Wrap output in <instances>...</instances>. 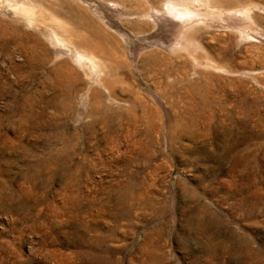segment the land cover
I'll return each instance as SVG.
<instances>
[{"label":"rangeland","instance_id":"374dc122","mask_svg":"<svg viewBox=\"0 0 264 264\" xmlns=\"http://www.w3.org/2000/svg\"><path fill=\"white\" fill-rule=\"evenodd\" d=\"M0 264H264V0H0Z\"/></svg>","mask_w":264,"mask_h":264},{"label":"bare ground","instance_id":"6f19581e","mask_svg":"<svg viewBox=\"0 0 264 264\" xmlns=\"http://www.w3.org/2000/svg\"><path fill=\"white\" fill-rule=\"evenodd\" d=\"M24 8H25V7H24ZM27 9H29L28 6H27ZM31 20H33V19H31ZM33 21H34V20H33ZM53 32H54V31H53ZM51 33H52V32H51ZM52 35H53V34H52ZM52 35L50 34V36H52ZM57 36H58V35H57ZM53 37H54V36H52V39H53ZM55 37H56V36H55ZM59 38H61V37H59ZM55 39H56V38H55ZM37 40H38V39H37ZM59 40H60V39H59ZM62 40H65V39H62ZM38 41H39V40H38ZM54 41H55V40H54ZM60 41H61V40H60ZM77 41H78V40H77ZM77 41H76V42H77ZM82 42L84 43V41H82ZM82 42H80V43H82ZM61 43H62V42H61ZM74 43H75V42H74ZM85 43H86V42H85ZM69 44H70V43H69ZM69 44H68V45H69ZM75 44H76V43H75ZM78 44H79V43H78ZM88 44H89V43H88ZM70 45H71V44H70ZM66 46H67V45H66ZM77 46L79 47V45H77ZM81 46H82L81 48H82V52H83V45H81ZM84 46H85V45H84ZM87 46H88V45H87ZM85 47H86V46H85ZM88 47H89V46H88ZM67 48H68V47H67ZM75 48H76V47H75ZM89 48H90V47H89ZM78 49H80V47H79ZM85 49H86V48H85ZM74 51H75V50H74ZM76 51H77V50H76ZM80 51H81V50H80ZM80 51H79V52H80ZM85 51H86V50H85ZM49 52H50V51H49ZM77 52H78V51H77ZM79 52L77 53V55H78V56H77V57H78L77 59H79L80 61L89 60V58H90V55H89V54H88V55H89V58H88V57H87V54L84 55V54H82L81 52H80V53H79ZM90 52H92V51H90ZM46 53L48 54V52H46ZM87 53H88V52H87ZM74 54H75V52H74ZM45 56H46V55H45ZM93 57H94V55L92 56V58H93ZM41 58H42V57H41ZM43 58H44V57H43ZM43 58H42V59H43ZM92 58H91V59H92ZM94 59H95V57H94ZM94 59H93V61H94ZM38 60H40V59H38ZM44 60H45V59H44ZM41 61H42V60H41ZM45 61H46V60H45ZM91 61H92V60H91ZM42 62H43V61H42ZM62 62H63V61H62ZM59 63H61V61H60ZM82 63H83V62H82ZM95 63H96V62H95ZM86 64H87V62H86ZM92 64H93V63H92ZM59 65H60V64H59ZM59 65H58V66H59ZM66 65H67V64H66ZM66 65H65V66H66ZM81 65H82V64H81ZM84 65H85V63H84ZM98 65H99V64H98ZM98 65H96V66H98ZM58 66H56V67H58ZM63 66H64V65H63ZM96 66H95V67H96ZM53 68H54V67H53ZM53 68H52V70H53ZM67 68H68V67H67ZM70 68H71V67H70ZM70 68H69V70H70ZM96 68H97V67H96ZM55 69H56V68H55ZM55 69H54V70H55ZM60 69H62V67H61ZM60 69H59V71H60ZM65 69H66V67H65ZM71 69H73V68H71ZM91 69H92V68H91ZM97 69H98V68H97ZM98 70H99V69H98ZM98 70H97V72H98ZM64 71H65V70H64ZM64 71H63V73H64ZM54 72H55V71H54ZM56 72L58 73V71H56ZM65 72H66V71H65ZM67 72H68V71H67ZM69 72H72V74H73V71H72V70L69 71ZM92 72H93V71H92ZM52 73H53V72H52ZM59 73H60V72H59ZM55 74H56V73H55ZM64 74H65V73H64ZM76 74H77V71H76ZM66 75L68 76V75H70V74L67 73V74H65L64 76H66ZM74 75H75V73H74ZM62 76H63V74H62ZM77 76H78V75H77ZM56 77H57V74H56ZM60 77H61V76H60ZM70 77H71V75H70ZM74 77H76V76H74ZM74 77H71V78H74ZM78 77H80V75H79ZM55 79H56V78H55ZM75 79H77V78H74V80H75ZM57 80H58V79H57ZM79 80H80V79H79ZM62 81H63V80H62ZM76 81H78V80H76ZM80 81H81V80H80ZM80 81H79V82H80ZM65 82H66V81H65ZM68 82H69V81H68ZM68 82H67V83H68ZM57 83H58V82H57ZM59 83H60V82H59ZM80 83H83V82H80ZM62 84H63V83H62ZM71 84H72V83H71ZM71 84L68 83V85H71ZM77 84H78V83H77ZM58 85H59V84H58ZM58 85L56 84L57 88H60V87H58ZM99 85H100V84H99ZM64 86H65V85H64ZM71 86H72V85H71ZM71 86H70V87H71ZM79 87H80V86H79ZM65 88H66V87H65ZM65 88H64V89H65ZM72 88H73V87H72ZM93 88H94V87H93ZM93 88H92V89H93ZM97 88H98V87H97ZM54 89H55V88H54ZM54 89H53V90H54ZM62 89H63V88H62ZM69 89H70V88H69ZM75 89H76V88H75ZM94 89H95V88H94ZM56 90H57V89H56ZM56 90H55V91H56ZM59 90H60V92L62 93V90H61V89H59ZM65 90H67V89H65ZM72 90H73V89H72ZM79 90H80V89H79ZM57 91H58V90H57ZM70 91H71V90H70ZM70 91H69V92H70ZM94 91H95V90H94ZM94 91H93V92H94ZM65 92H66V91H65ZM69 92H66V93H69ZM73 92H74V91H73ZM76 92H78V91H76ZM97 92H98V91H97ZM97 92H96V93H97ZM57 93H59V92H57ZM63 93H64V92H63ZM76 94H77V93H76ZM91 94H93V93H91ZM97 94H98V93H97ZM56 95L59 96V94H56ZM63 95H64V94H63ZM94 95H95V94H94ZM61 96H62V94H61ZM61 96H60V97H61ZM67 96H68V94H67ZM92 96H93V95H92ZM64 97H66V96H64ZM94 97H95V96H94ZM62 98H63V97H62ZM72 98H73V97H72ZM72 98H71V99H72ZM92 98H93V97H92ZM95 98H96V97H95ZM64 99H65V98H64ZM57 100H58V98H57V99L55 98V101H57ZM73 100H74V99H73ZM60 101H61V100H60ZM64 101H66V100H64ZM64 101H63L62 103H64ZM67 101H68V100H67ZM94 101H95V100H94ZM98 101H99V100H97V102H98ZM57 103H58V101H57ZM98 103H99V102H98ZM54 104H56V103H54ZM92 104H93V103H92ZM92 104H91V105H92ZM94 104H95V106H96V102H95ZM68 105H69V104H68ZM70 105H71V104H70ZM74 105H75V104H74ZM74 105H72L71 107H73ZM97 105H98V107H99V104H97ZM59 106H62V105H59ZM64 106H65V104H64ZM64 106H63V107H64ZM63 107H62V108H63ZM71 107H70V109L72 110ZM91 107H92V106H91ZM98 107H97V111H98L99 108H101V107H99V108H98ZM33 108H34V107H33ZM56 108H57V107H56ZM59 108H60V107H59ZM74 108H75V107H74ZM93 108H94V107H93ZM93 108H91V109H93ZM65 109H66V108H65ZM67 109H68V108H67ZM92 112H94V111H92ZM34 113H36V112H34ZM94 113H97V112H94ZM31 114H32V113H31ZM97 114H98V113H97ZM32 116H33V114H32ZM93 116H94V114H93ZM22 117H23V116H22ZM25 117H27V115H26ZM25 117H24V118H25ZM33 118H35V117H33ZM93 118H94V120H95V119H96V115H95ZM107 119H109V118H107ZM21 120H22V118H21ZM25 120H28V119H25ZM25 120H24V121H25ZM109 120H110V119H109ZM22 121H23V120H22ZM29 121H30V120H29ZM45 121H46V120H45ZM67 121H68V120H67ZM104 121H105V120H104ZM25 122H26V121H25ZM39 122H40V121H38V122H36V123L40 124ZM43 122H44V120H43ZM48 122H50V121H48ZM52 122H53V121H52ZM21 123H23V122H21ZM50 123H51V122H50ZM42 124H43V123H42ZM46 124H47V122H46ZM22 125H23V124H22ZM47 125H48V124H47ZM36 126H37V125H36ZM65 127H66V126H65ZM113 127H114V126H113ZM117 128H118V127H117ZM92 129H93V128H92ZM92 129H91V130H92ZM153 129H154V128H153ZM153 129H152V130H153ZM89 130H90V129H89ZM109 130H110V129H109ZM113 130H114V129H113ZM93 131H94V129H93ZM117 131H118V130H117ZM117 131H115V133H116ZM109 132H110V131H109ZM112 132H113V131H112ZM93 133H95V132H93ZM113 133H114V132H113ZM59 138H60V137H59ZM59 138H58V139H59ZM63 141H64V140H63ZM55 142H56V141H55ZM67 142H69V141H67ZM56 143H57V142H56ZM135 145H136V144H135ZM53 146H54V145H53ZM63 146H65V145H63ZM68 146H69V144H68ZM68 146H66V147H68ZM55 147H56V146H55ZM49 148H50V147H49ZM53 148H54V147H53ZM61 149H62V148H61ZM54 150H55V148H54ZM62 150H63V149H62ZM67 150H68V149H66L65 151H67ZM71 150H72V149H71ZM49 151H50V150H49ZM58 151H59V150H58ZM50 152H51V151H50ZM60 152H61V151H60ZM60 152H59V154H58L59 156H60ZM62 152H63V151H62ZM67 152H70V151H67ZM56 153H57V152H56ZM49 154H50V153H49ZM49 154H48V155H49ZM62 154H63V153H61V157H62ZM65 154H66V152H65ZM50 155H51V154H50ZM52 155L54 156V154H52ZM69 155H70V154H68V156H69ZM48 157H49V156H48ZM63 157H64V156H63ZM55 158H56V157H55ZM55 158H54V159H55ZM52 159H53V157H52ZM57 159H58V158H57ZM59 159H60V157H59ZM59 159H58V160H59ZM64 160H65V159H64ZM66 161H67V160H66ZM62 162H63V161H62ZM47 164H48V163H47ZM67 164H68V163H67ZM64 165H65V163H64ZM50 166H51V165H50ZM65 166H66V165H65ZM47 168H48V167H47ZM51 170H52V169H51ZM64 171H65V170H64ZM76 174H77V173H76ZM78 176H79V175H78ZM70 178H71V177H70ZM72 178H73V176H72ZM69 182H70V181H69ZM128 185H129V184H128ZM128 189H129V188H128ZM125 190H126V189H125ZM131 193H132V192H131ZM131 193H130V195H129L130 197L133 196V194H134V193H133V194H131ZM186 195H187V194H186ZM240 245H241V244H240ZM237 249H238V248H237Z\"/></svg>","mask_w":264,"mask_h":264}]
</instances>
